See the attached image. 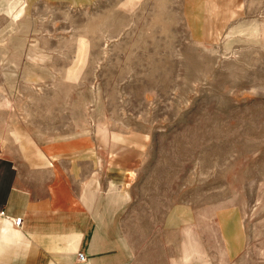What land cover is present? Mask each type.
Returning <instances> with one entry per match:
<instances>
[{"label": "rangeland", "instance_id": "1", "mask_svg": "<svg viewBox=\"0 0 264 264\" xmlns=\"http://www.w3.org/2000/svg\"><path fill=\"white\" fill-rule=\"evenodd\" d=\"M215 1L0 0V185L83 143L112 260L264 264V0Z\"/></svg>", "mask_w": 264, "mask_h": 264}, {"label": "crops", "instance_id": "2", "mask_svg": "<svg viewBox=\"0 0 264 264\" xmlns=\"http://www.w3.org/2000/svg\"><path fill=\"white\" fill-rule=\"evenodd\" d=\"M74 143L43 145L22 158L25 168L16 161L12 185H0V212L5 213L0 215V264L121 263L112 260L109 234L98 239L96 210L106 202L108 211L111 202L109 195L101 196L105 183L95 150ZM107 185L111 191L115 184ZM16 218H22L20 227ZM78 252L85 254L84 262Z\"/></svg>", "mask_w": 264, "mask_h": 264}, {"label": "bare ground", "instance_id": "3", "mask_svg": "<svg viewBox=\"0 0 264 264\" xmlns=\"http://www.w3.org/2000/svg\"><path fill=\"white\" fill-rule=\"evenodd\" d=\"M190 1H192V0H190ZM205 6H207L208 11L210 13H213L215 15L216 23H217V30L219 32L222 29V25L228 19V10H227L225 1L224 0H216L215 2L205 4ZM257 31H258V29H257ZM257 31H254V32L257 33ZM224 223H226V222H224ZM221 224H222V222H221ZM231 240H232L231 250L232 251L239 250V247H240L239 234L238 233L234 234L232 236V239Z\"/></svg>", "mask_w": 264, "mask_h": 264}, {"label": "built area", "instance_id": "4", "mask_svg": "<svg viewBox=\"0 0 264 264\" xmlns=\"http://www.w3.org/2000/svg\"><path fill=\"white\" fill-rule=\"evenodd\" d=\"M1 213L4 214V212H1ZM21 222H22V218H16L14 220V225L17 227H20ZM77 257H78L79 262H84L86 260V256L83 252H78Z\"/></svg>", "mask_w": 264, "mask_h": 264}]
</instances>
